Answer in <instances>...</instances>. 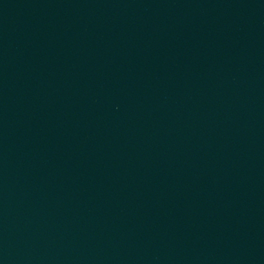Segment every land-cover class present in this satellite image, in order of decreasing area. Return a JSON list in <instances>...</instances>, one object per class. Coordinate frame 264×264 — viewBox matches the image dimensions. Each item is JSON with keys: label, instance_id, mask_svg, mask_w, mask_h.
<instances>
[{"label": "water", "instance_id": "obj_1", "mask_svg": "<svg viewBox=\"0 0 264 264\" xmlns=\"http://www.w3.org/2000/svg\"><path fill=\"white\" fill-rule=\"evenodd\" d=\"M0 264H264V0H0Z\"/></svg>", "mask_w": 264, "mask_h": 264}]
</instances>
